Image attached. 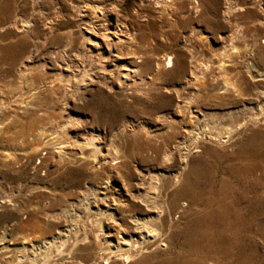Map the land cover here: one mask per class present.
<instances>
[{"label": "rangeland", "instance_id": "374dc122", "mask_svg": "<svg viewBox=\"0 0 264 264\" xmlns=\"http://www.w3.org/2000/svg\"><path fill=\"white\" fill-rule=\"evenodd\" d=\"M152 263L264 264V0H0V264Z\"/></svg>", "mask_w": 264, "mask_h": 264}, {"label": "bare ground", "instance_id": "6f19581e", "mask_svg": "<svg viewBox=\"0 0 264 264\" xmlns=\"http://www.w3.org/2000/svg\"><path fill=\"white\" fill-rule=\"evenodd\" d=\"M231 36V35H230ZM237 39V38H236ZM231 41V40H230ZM236 41V40H235ZM238 42V41H237ZM232 43V42H231ZM230 43V44H231ZM228 45V44H227ZM231 46V45H230ZM234 47V46H232ZM237 47V46H236ZM227 50H229L228 48H226ZM238 49V48H237ZM231 50V48H230ZM239 50V49H238ZM236 50V52L238 51ZM232 51V50H231ZM230 52V51H229ZM235 52V53H236ZM226 53V52H225ZM234 53V54H235ZM229 54V53H228ZM239 54V53H238ZM225 55V54H224ZM235 56V55H234ZM230 57V56H229ZM231 58V57H230ZM167 65L169 63H171V58L168 57L167 58ZM128 73L129 72H134V69H131V70H127ZM198 77V76H197ZM210 122V121H209ZM211 125V124H209ZM205 126V125H204ZM205 128V127H203ZM207 128V126H206ZM209 129V128H208ZM204 131V130H203ZM207 131V130H206ZM212 131V130H211ZM210 131V132H211ZM221 133V132H219ZM206 134V133H205ZM202 135V134H201ZM208 135V133H207ZM209 135L213 138V135L209 133ZM208 135V136H209ZM216 137V135H214ZM219 136V135H218ZM198 137V136H197ZM202 138V137H201ZM219 138V137H218ZM199 139V138H198ZM205 139V138H204ZM214 139V138H213ZM196 141V139H195ZM198 141V140H197ZM215 141V140H214ZM219 141V139H218ZM223 141V140H222ZM226 141V140H225ZM229 141V140H228ZM231 142V141H230ZM225 145V144H224ZM150 184V183H149ZM138 193L136 194V201L139 203V205L141 206L142 210L145 211V214L143 215V217H137V216H130L129 219H128V222H129V229H130V235H128L126 238H123V242H121L122 244H124V248L129 251L131 250L132 248L136 247L137 248V245H141L142 243H147V244H150L152 243L153 241H156L154 240L156 236H158L156 233H155V230L153 229V222H152V216L151 214L152 213H155L157 211V207L156 205L153 203L155 200H150L149 198H145V196H147V193H140L139 191H145V187H144V183L143 182H140V184L138 185ZM147 192V191H146ZM146 194V195H145ZM149 195V194H148ZM150 196V195H149ZM148 197V196H147ZM154 197V196H153ZM152 197V198H153ZM159 203V202H158ZM212 205V204H211ZM228 206V205H227ZM241 207V206H240ZM239 208V207H238ZM164 212V211H163ZM160 213V210L158 211V214ZM162 213V212H161ZM240 213V212H239ZM133 215V214H132ZM160 215V214H159ZM210 215V214H209ZM162 216V215H160ZM170 216V215H169ZM206 217V216H205ZM209 217V216H208ZM212 217V216H211ZM158 218V217H157ZM161 218V217H160ZM163 218V217H162ZM219 218V217H218ZM210 219V218H209ZM208 219V220H209ZM158 220V219H157ZM203 220V219H202ZM213 221V220H212ZM159 222V221H158ZM205 222V221H204ZM210 225H211V221L209 222ZM155 224V223H154ZM205 224V223H204ZM203 225V224H202ZM206 225V224H205ZM245 225V224H244ZM204 226V225H203ZM208 226V225H207ZM220 226V225H219ZM206 227V226H204ZM213 227V226H212ZM164 228V227H163ZM216 228V227H215ZM220 228V227H219ZM163 230V229H162ZM175 230V229H174ZM173 230V231H174ZM225 230V229H224ZM160 231V230H159ZM206 231V230H205ZM234 231V230H233ZM263 231V230H262ZM158 232V230H157ZM208 232V230H207ZM210 232V231H209ZM161 233V232H160ZM204 234V233H203ZM210 234V233H209ZM162 235V234H161ZM160 235V236H161ZM167 235V234H166ZM172 235V234H171ZM205 236V235H204ZM220 237V236H219ZM173 238V237H172ZM205 240V239H204ZM229 240V239H228ZM160 241V240H159ZM158 242V241H157ZM157 244V243H156ZM162 244V243H161ZM165 244V243H164ZM225 245V244H224ZM227 245V244H226ZM144 246V245H143ZM142 246V247H143ZM146 246V244H145ZM205 246V245H204ZM140 247V246H138ZM159 247V246H158ZM166 247V246H165ZM169 247V246H168ZM124 249V250H125ZM160 249V248H159ZM154 250V249H153ZM157 250V248H156ZM155 250V251H156ZM158 251V250H157ZM156 251V252H157ZM144 252V251H143ZM152 252V250H151ZM214 252V251H213ZM124 253V252H123ZM141 253V252H140ZM119 254V253H118ZM129 254V253H128ZM172 254V253H171ZM150 255V254H148ZM162 255V254H161ZM211 255V254H209ZM144 257V256H143ZM216 257V256H215ZM148 258V257H147ZM162 259V258H161ZM146 260V259H145ZM159 261V260H158ZM156 262V261H154ZM199 263V262H198ZM213 263V262H212ZM153 264V263H152Z\"/></svg>", "mask_w": 264, "mask_h": 264}]
</instances>
